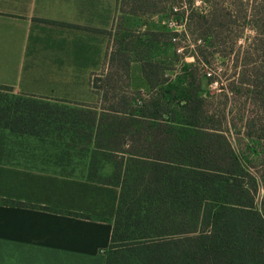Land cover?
Wrapping results in <instances>:
<instances>
[{
    "label": "rangeland",
    "instance_id": "374dc122",
    "mask_svg": "<svg viewBox=\"0 0 264 264\" xmlns=\"http://www.w3.org/2000/svg\"><path fill=\"white\" fill-rule=\"evenodd\" d=\"M88 1L89 5L93 1L92 11L80 12L78 24L44 21L58 24L63 30L62 41L75 42L79 50L38 53L46 57L45 61L36 58L30 71L35 79L45 74L56 75L64 83L74 81L78 86L62 84L63 90L60 88L57 93L62 95L65 88L73 89L78 96L81 94L76 102L98 108L91 141L95 143V162L112 163V178L119 181L122 191L121 211L114 225L117 237L128 238L118 243L170 238L193 227L199 213L213 205L225 185L233 182L231 177L217 175L218 166L213 162L215 132L206 129L209 125L226 132L237 155L238 179L248 193L256 194V206L260 207L264 197V139H257V128L247 131L244 127L245 118L256 112L249 99L252 78L245 74L263 62L261 50L256 51L260 41H264V29L256 21L257 12L243 19L238 16V7L231 6L233 1L226 0V8L233 11L234 18L226 36L219 37L217 27L212 26L216 22L210 14L211 6L205 0H181L162 14L155 12L159 6L154 0ZM196 15L205 18L200 23ZM154 33L173 36L170 41L159 42L152 38ZM118 49L130 58L128 70L123 68ZM146 62L157 65L156 72L169 84L185 85V80L195 75L200 81V95L216 99L214 120L188 123L178 106L180 100L166 93L167 84L156 90L149 87L143 74ZM116 72L121 80L114 92L110 76ZM124 92L136 104L151 96H163L169 110L164 122L139 123L114 114L113 96ZM58 94L48 96L58 98ZM58 105L65 107L63 103ZM83 117L88 123L94 118L91 114ZM76 140L81 160L86 157L84 146H89L88 137ZM26 158L15 148L5 160L14 163ZM94 167L95 178H102L98 166Z\"/></svg>",
    "mask_w": 264,
    "mask_h": 264
},
{
    "label": "crops",
    "instance_id": "0c3cea01",
    "mask_svg": "<svg viewBox=\"0 0 264 264\" xmlns=\"http://www.w3.org/2000/svg\"><path fill=\"white\" fill-rule=\"evenodd\" d=\"M92 2L0 0V87L10 89L0 90V101L34 97L45 102L73 103L80 98L81 94L78 96L73 89L65 88L62 95L57 93L58 89L63 90L62 84L78 86L74 81L64 83L56 75L45 74L35 79L30 64L38 57L45 61L46 57L38 53L78 51L75 42L62 41L63 30L58 24L44 21L78 24L80 12L92 11ZM52 93L60 97H49ZM62 135L43 142L26 135L21 147L7 145L8 155L12 149H24L21 152L27 158L24 162L0 161V199L34 208L0 204V264H105L120 184L112 178L110 161H99L98 165L95 162L94 141L84 146L86 157L80 160V144L72 145L69 136ZM75 157L78 158L73 160ZM94 166H98L102 178H95Z\"/></svg>",
    "mask_w": 264,
    "mask_h": 264
},
{
    "label": "trees",
    "instance_id": "16d2710c",
    "mask_svg": "<svg viewBox=\"0 0 264 264\" xmlns=\"http://www.w3.org/2000/svg\"><path fill=\"white\" fill-rule=\"evenodd\" d=\"M159 8L156 13H165L168 6L181 0H154ZM231 6L238 7V16L246 19L252 12L260 29H264V0H232ZM226 0H205L204 3L211 6L210 14L215 19L213 27H217L216 34L219 37L226 36L229 32L233 14L226 8L229 3ZM173 3V4H172ZM246 4L248 8L246 9ZM129 5V3H128ZM198 20L205 18L196 15ZM225 24H223V23ZM201 23V21H200ZM215 25V26H214ZM155 41L171 40L173 34H151ZM241 37V36H240ZM239 37V38H240ZM263 62L253 67L249 78L253 90L249 95L251 104L255 106L254 115L244 120L247 131L257 128L260 135L258 140L264 139V41H260ZM118 56L123 58V68L128 70L131 61L128 55L118 49ZM114 55L113 57H115ZM115 58L113 59V61ZM122 68V69H123ZM157 65L144 63L143 74L152 90L163 88L167 84L166 93L179 99V105L188 123L195 124L200 121L212 122L216 117L213 97L200 95L201 85L199 79L193 75L180 84L168 83V79L156 72ZM110 83L114 92L118 90L117 82L121 80L119 74L110 76ZM212 76H210L211 78ZM212 80V79H211ZM116 83V85H115ZM0 90L10 91L7 87ZM121 91V90H120ZM161 92V91H160ZM163 92V91H162ZM124 94H114V114L131 117L135 122L147 123L150 121L164 122L169 110L163 96H151L148 100H142L136 104L134 99ZM165 94V92H163ZM228 98L227 95H225ZM247 99V100H249ZM57 105H51L48 101L38 100L34 97H20L13 100L0 101V161L8 157L7 145L22 146L24 136H30L34 140L60 139L64 134L69 136L71 144H77V137H88L87 144L91 142V131L97 122V107L85 105L80 102H67L55 100ZM66 103L65 107L58 104ZM63 108V112L59 109ZM103 109V108H102ZM104 110V109H103ZM94 116L93 121L85 122V115ZM226 121V112L223 114ZM226 124H228L226 122ZM215 133L214 164L218 166L217 175L233 178V182L225 185L219 198L213 200L199 213L198 223L188 229L176 232L170 238H157L153 240H135L130 243L119 244L120 240H127L128 236L117 237L114 220L121 211L122 191L113 223L110 245L105 251V264H264V197L260 207L256 206V194L248 193L238 179V159L231 141L225 131L212 129ZM9 131V134L6 131ZM8 135V136H7ZM255 138V137H254ZM22 150V149H20ZM10 154V153H9ZM0 204L18 208H34L31 205L0 199ZM70 216L86 220L90 216L78 213H69Z\"/></svg>",
    "mask_w": 264,
    "mask_h": 264
},
{
    "label": "built area",
    "instance_id": "2783aa9c",
    "mask_svg": "<svg viewBox=\"0 0 264 264\" xmlns=\"http://www.w3.org/2000/svg\"><path fill=\"white\" fill-rule=\"evenodd\" d=\"M173 24V26H174V23H172Z\"/></svg>",
    "mask_w": 264,
    "mask_h": 264
}]
</instances>
